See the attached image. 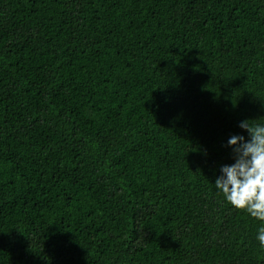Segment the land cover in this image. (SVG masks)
I'll use <instances>...</instances> for the list:
<instances>
[{
    "label": "trees",
    "instance_id": "obj_1",
    "mask_svg": "<svg viewBox=\"0 0 264 264\" xmlns=\"http://www.w3.org/2000/svg\"><path fill=\"white\" fill-rule=\"evenodd\" d=\"M243 121L264 0H0V264H264Z\"/></svg>",
    "mask_w": 264,
    "mask_h": 264
},
{
    "label": "clouds",
    "instance_id": "obj_2",
    "mask_svg": "<svg viewBox=\"0 0 264 264\" xmlns=\"http://www.w3.org/2000/svg\"><path fill=\"white\" fill-rule=\"evenodd\" d=\"M240 127L249 133L232 136L228 144L233 147L235 163L221 168L215 187L234 208L246 210L253 218L264 222V126L243 121ZM264 248V227L257 235Z\"/></svg>",
    "mask_w": 264,
    "mask_h": 264
}]
</instances>
